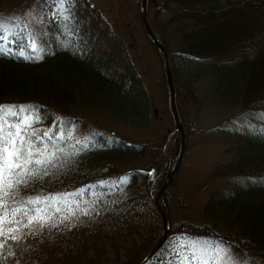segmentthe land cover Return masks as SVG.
<instances>
[{"label":"trees","instance_id":"1","mask_svg":"<svg viewBox=\"0 0 264 264\" xmlns=\"http://www.w3.org/2000/svg\"><path fill=\"white\" fill-rule=\"evenodd\" d=\"M8 1L13 0L0 5ZM41 9L36 26L44 33L38 45L23 27L15 29L17 34L0 27V125L7 132L20 130L23 147L32 150L29 167L39 170L25 175L7 198L3 216L12 223L0 224L3 264H213L216 254L218 264L246 259L264 264V136L217 165L212 179L240 184L224 195L209 194L198 219L170 218L164 192L159 206L168 233L145 260L161 232L152 199L166 170L165 156L152 147V161L141 167L148 146L124 141L113 126L145 127L148 94L122 43L86 0H45ZM169 9L165 22L149 26L167 53L173 86L192 98L207 69L216 95L237 104L241 120L264 115V0H161L156 10ZM3 12L0 20H6ZM167 30L174 43L168 42ZM171 57L206 67L198 62L180 81ZM177 96L174 87L179 102ZM168 145L175 155L178 138H169ZM45 158L47 163L34 162ZM105 198L114 205L105 206ZM90 200L102 205L112 224L99 223L75 250H67L57 210L69 219L72 202ZM146 209L151 222L141 212Z\"/></svg>","mask_w":264,"mask_h":264},{"label":"rangeland","instance_id":"2","mask_svg":"<svg viewBox=\"0 0 264 264\" xmlns=\"http://www.w3.org/2000/svg\"><path fill=\"white\" fill-rule=\"evenodd\" d=\"M44 1L13 0L1 4L0 10H4L3 17L6 18V20H0L1 29H14L15 32V29L19 31L20 27H23L32 36L31 44L38 45L44 32L36 25L42 17L41 7ZM21 2L25 4L22 9L14 8ZM86 2L100 14L101 20L115 36V40L122 43L127 62L140 78L150 101L145 127L133 129L126 125L116 124L113 128L126 137L124 141L148 146L146 155L141 163H138L143 168L152 161L150 158L152 147H157L158 151L161 149L166 161L162 185L164 178L174 167L178 158L179 139L176 153L172 155L168 141L172 137L178 138V135L176 132L170 137L168 135L173 130V124L168 111L162 61L143 31L139 20V0H86ZM148 3L146 16L150 26L157 25V22L159 24L165 22L173 12V9L165 12L156 10L161 5V0H148ZM165 34L168 42L174 43L171 30H167ZM171 60L174 66L179 67L181 71L179 72L180 81L185 76L184 72L188 73L191 68L196 67L198 62L202 70L206 67L202 61L194 60L190 63L175 57H171ZM206 70L202 71L195 83L192 98L174 85L175 94L178 93L179 96V102L175 100V107L184 131L185 143L179 165L173 174L171 184L165 191L170 199V218L176 220L186 215L198 219L202 203L209 194L224 195L226 191L239 185L240 183L235 179H212L213 171L219 163L238 156L235 153L244 150L245 145L248 144L247 141L255 140L254 138L259 140L261 136H264V115L257 113L253 114L249 121L241 120L238 117L239 106L225 102L219 95H216L215 88L212 86L211 79L213 78ZM23 120L36 121L35 118H23ZM74 136L77 135L74 134ZM105 199L106 201L103 202L105 206L114 205L109 200L107 201V198ZM178 201L181 206L178 205ZM72 203L74 207L68 210L71 213L69 219L59 209L55 215L59 224L58 231L62 234V243H64L62 246L70 251L75 250L86 235L97 229L96 226L99 223L101 225L112 224L110 214L102 211V205L96 201H74ZM146 211L147 209L141 211L145 222H151L153 219L148 218ZM190 245L193 246L189 243L188 246ZM110 256L111 253L108 252V257ZM219 258L220 255L216 254L213 264H218ZM0 264H3L1 256ZM240 264L263 263L256 259H246Z\"/></svg>","mask_w":264,"mask_h":264},{"label":"snow or ice","instance_id":"3","mask_svg":"<svg viewBox=\"0 0 264 264\" xmlns=\"http://www.w3.org/2000/svg\"><path fill=\"white\" fill-rule=\"evenodd\" d=\"M25 141L21 137V132L17 131L7 132L6 129L0 125V224L6 226L8 223H12L10 219L3 216V211H8L7 198L13 195V190L20 184L24 183L25 175H33L38 169H32L29 167L32 161L31 148L23 147ZM35 164L40 165L47 163V159H37ZM19 170V171H18ZM16 176V180H12L11 177ZM28 203H33L29 200ZM12 214L17 213L16 209H12ZM33 220H29L28 223H32ZM20 223V221H16ZM2 230V229H0Z\"/></svg>","mask_w":264,"mask_h":264},{"label":"water","instance_id":"4","mask_svg":"<svg viewBox=\"0 0 264 264\" xmlns=\"http://www.w3.org/2000/svg\"><path fill=\"white\" fill-rule=\"evenodd\" d=\"M146 4L147 0H139V20L142 25L143 31L148 39V41L151 43V45L157 50L159 57L162 61V67H163V74H164V80H165V86L167 91V101H168V111L172 119L173 124V131L177 133L178 139H179V152H178V158L175 162L174 167L169 170L166 177L164 178L161 187L156 192L153 198V207L159 217L160 220V237L157 241V243L154 245V247L150 250L148 255L146 256L145 260L149 259L162 245L164 242L167 233H168V219L162 209L159 206V199L164 194L165 190L169 187L172 181L173 174L175 170L177 169V166L179 165L182 153L184 151V143H185V135L184 131L181 125V122L179 120L176 107H175V97H174V86L172 82V77L169 69L168 64V57L167 53L164 49V46L158 41L156 36L153 34L148 22H147V16H146Z\"/></svg>","mask_w":264,"mask_h":264}]
</instances>
